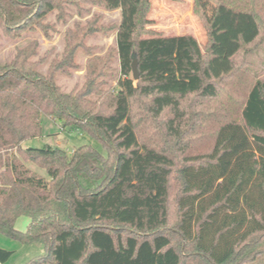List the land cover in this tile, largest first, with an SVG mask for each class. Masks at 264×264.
I'll use <instances>...</instances> for the list:
<instances>
[{"label": "trees", "instance_id": "16d2710c", "mask_svg": "<svg viewBox=\"0 0 264 264\" xmlns=\"http://www.w3.org/2000/svg\"><path fill=\"white\" fill-rule=\"evenodd\" d=\"M204 1L210 18L200 0L191 5L200 45L193 35L149 33L150 0H0V34L14 41L36 30L47 39L48 15L63 21L67 7L119 12L116 25L98 14L74 23L48 63L32 39L0 64V234L45 249L24 264H244L264 251V75L232 59L264 43V0ZM222 13L247 26L213 70ZM113 30L104 52L87 44ZM80 51L81 86L63 91L57 76L79 70ZM41 115L105 153L89 143L71 153L26 146L41 136ZM203 135L209 145L198 149ZM22 215L29 223L18 232ZM11 255L0 248V264Z\"/></svg>", "mask_w": 264, "mask_h": 264}, {"label": "rangeland", "instance_id": "374dc122", "mask_svg": "<svg viewBox=\"0 0 264 264\" xmlns=\"http://www.w3.org/2000/svg\"><path fill=\"white\" fill-rule=\"evenodd\" d=\"M193 0H150V10L147 13V20L145 29L149 33L161 34L165 36H175L178 34L193 35L198 40L200 45H203L206 41L204 38V31L201 24L196 19L192 12ZM201 7H203L207 18L214 12V7L208 1L200 0ZM67 13L63 21L56 19V12L48 15L47 21L54 26V30L50 32L49 37L44 38L40 31H34L32 33H25L20 39L9 40L0 34V64L11 60L16 49L23 47L32 39L37 40L39 43L38 56L45 57L47 63L54 57H59L62 53L64 42L63 36L68 28H73L74 23L83 24L87 19L91 18L95 14L100 16V23L103 25H116L119 21L118 10L107 11L99 7L84 6L80 13L72 7H67ZM243 18H232L225 13L220 14L215 21L217 31L224 30L221 35H216L218 44L215 47V53L218 54L217 61L211 63V68L215 69L223 66L224 62H228L233 50L235 49L236 35L240 32L244 34L241 29L247 26ZM115 31L108 32L106 34H98L95 37L88 38L87 44L95 45L99 47V51L104 52L107 47L114 45ZM256 38L253 42L247 45V48L252 49L250 52H243L239 50L236 52L232 59L237 64H242L245 68L250 69L252 72H257L260 76L264 75V43L256 47ZM76 62L79 66V70L70 71L68 73H60L57 76V84L60 85L63 91L75 90L81 86L83 81V67L85 57L80 51L76 55ZM223 63V64H222ZM111 71L114 72V76L118 75V61L117 57H114L111 65ZM115 78L109 80L110 85H114ZM41 136L35 139L26 141L25 145L28 147H42L44 145H58L65 149L67 153H71L72 150L82 145L83 143H89L97 148L103 154L105 153L99 143H96L93 139L87 137L85 134H79L74 131H63L58 121H52L45 115H41ZM208 132V131H206ZM207 134V133H206ZM205 135V134H204ZM203 136L199 138L198 149H204L208 147L209 141L203 139ZM194 138L193 140H197ZM163 140V138H162ZM208 141V143L204 142ZM25 166L37 174L46 177L44 169L39 168L36 164L31 162H24ZM29 223V218L26 216L19 217L15 224L14 229L18 232L24 231ZM0 248L4 250L12 251L11 257L4 264H24L29 259L37 257L44 253L45 249L42 244H19L18 242L3 236L0 234ZM264 249V245L262 247ZM244 264H264V251L253 262H247Z\"/></svg>", "mask_w": 264, "mask_h": 264}, {"label": "water", "instance_id": "95a60500", "mask_svg": "<svg viewBox=\"0 0 264 264\" xmlns=\"http://www.w3.org/2000/svg\"><path fill=\"white\" fill-rule=\"evenodd\" d=\"M131 72L133 73L134 79H137L139 76V73L137 72V66H136V61L134 60L131 65Z\"/></svg>", "mask_w": 264, "mask_h": 264}, {"label": "crops", "instance_id": "0c3cea01", "mask_svg": "<svg viewBox=\"0 0 264 264\" xmlns=\"http://www.w3.org/2000/svg\"><path fill=\"white\" fill-rule=\"evenodd\" d=\"M237 16V15H236ZM239 17H241V16H239Z\"/></svg>", "mask_w": 264, "mask_h": 264}]
</instances>
